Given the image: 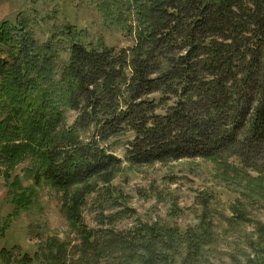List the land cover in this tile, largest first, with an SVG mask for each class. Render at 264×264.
<instances>
[{
    "label": "trees",
    "instance_id": "obj_1",
    "mask_svg": "<svg viewBox=\"0 0 264 264\" xmlns=\"http://www.w3.org/2000/svg\"><path fill=\"white\" fill-rule=\"evenodd\" d=\"M96 2L106 22L134 38L133 46L117 51L103 38L85 42L84 30L67 24L29 57L30 49L15 42L17 34L31 33L29 18L1 24L12 57L0 59V97L9 99L0 120V165L27 148L38 157V180L58 189L85 183L123 163L109 146L81 140L94 125L103 141L132 131L126 159L133 164L202 157L225 160L228 172L229 157L238 156L259 174L253 184L264 192V0ZM132 4L138 11L129 23ZM69 110L78 112L71 125ZM28 129L26 142L12 143ZM156 229L145 227L144 237L171 251L179 232L169 229L164 239ZM189 232L183 264L201 257L207 238ZM162 251L148 242L147 255L134 259L174 264L173 253ZM252 263L264 264V256L243 264Z\"/></svg>",
    "mask_w": 264,
    "mask_h": 264
},
{
    "label": "rangeland",
    "instance_id": "obj_2",
    "mask_svg": "<svg viewBox=\"0 0 264 264\" xmlns=\"http://www.w3.org/2000/svg\"><path fill=\"white\" fill-rule=\"evenodd\" d=\"M96 1L0 0V26L21 15L29 18L31 33L15 32V42L30 49L29 57L52 31L67 24L84 30L85 42L96 44L103 38L117 51L133 46L134 38L106 22ZM136 11L132 4L129 23ZM2 39L0 33V59L11 58L12 50ZM153 95L158 99L160 93ZM6 103L9 99L0 97V120L6 116ZM66 113L67 124H73L78 112ZM29 132L12 143L26 142ZM96 134L90 125L81 132V140L109 146L108 152L123 163L67 189L38 180V157H32L30 149H20V157L12 164L0 165V264H143V259L134 257L147 255L148 242L162 251L150 235L144 237L145 227L153 226L164 239L169 229L179 232L172 235L178 236L173 249H163L169 256L173 253L174 264H183L193 234L190 230L206 232L207 244L201 257L188 264H243L264 256V192L253 184L259 174L244 166L240 157H229L228 172L225 160L202 157L133 164L126 159L129 140L135 138L132 131L108 141Z\"/></svg>",
    "mask_w": 264,
    "mask_h": 264
}]
</instances>
